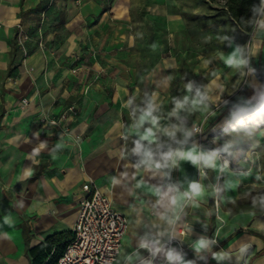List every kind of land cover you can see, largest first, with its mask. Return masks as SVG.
I'll return each instance as SVG.
<instances>
[{"label":"crops","instance_id":"crops-1","mask_svg":"<svg viewBox=\"0 0 264 264\" xmlns=\"http://www.w3.org/2000/svg\"><path fill=\"white\" fill-rule=\"evenodd\" d=\"M43 2L0 0V264H30L29 247L53 234L61 241L70 238L87 177L127 219L114 264H147V258L151 264H264V217L234 220L214 199L211 176L219 164L214 151L181 136L179 150L165 164L143 155L153 136L145 131L154 130V122L141 110L143 120L129 118L142 90L128 85V73L105 64L104 73L93 72L86 98L79 99L77 72L69 69L79 51L77 10L65 30L58 24L46 33L42 26L41 48L34 17L41 15ZM67 3L50 1L46 14L56 9L59 14ZM19 25L29 35L24 56L17 45ZM263 41L264 32L260 46ZM147 96L145 105L154 110L158 93L151 90ZM50 118L59 119L67 134L44 123ZM136 119L141 125L131 123ZM177 214V227L185 229V249L179 252L175 243L170 252L179 259L172 260L166 243ZM145 242L148 247L141 246ZM220 252L230 258L214 259Z\"/></svg>","mask_w":264,"mask_h":264},{"label":"rangeland","instance_id":"rangeland-1","mask_svg":"<svg viewBox=\"0 0 264 264\" xmlns=\"http://www.w3.org/2000/svg\"><path fill=\"white\" fill-rule=\"evenodd\" d=\"M45 1L34 17L37 41L43 25L46 33L58 24L65 30L77 10L79 51L69 69L77 72L80 100L94 84L93 72L104 73L107 63L128 73V85L142 90L130 119H141L148 92L155 90L158 106L149 115L154 130L146 128V117L142 122L145 134H153L151 158L165 164L179 150V137L197 139L219 161L211 177L224 214L234 220L264 217V106L253 119L241 112L264 96L256 75L261 65L264 70V16L247 31L231 21L227 0H67L50 16L47 6L54 0ZM52 34L54 41L59 33ZM137 119L131 123L141 125L143 119ZM194 124L201 125V133L190 132Z\"/></svg>","mask_w":264,"mask_h":264},{"label":"built area","instance_id":"built-area-1","mask_svg":"<svg viewBox=\"0 0 264 264\" xmlns=\"http://www.w3.org/2000/svg\"><path fill=\"white\" fill-rule=\"evenodd\" d=\"M17 30V45L23 55L27 50L25 41L29 38L28 34L19 25ZM39 47L44 44L41 38L37 41ZM27 104V100L22 99V106ZM58 128L62 133L67 134V129L60 125L59 119L50 118L44 120ZM193 134L202 132L200 124L191 127ZM78 141V136L74 139ZM200 173L204 174L203 167H199ZM82 196L78 202V212L76 219L71 227V236L62 254L53 264H114L122 247L123 236L127 230L126 217L113 206L109 195L100 190L96 182L91 177H87L82 185ZM169 230L167 239L168 253L172 246L177 243L179 252L185 249L181 243L185 234L184 227H177L176 219ZM147 264H151L147 258ZM141 260L133 264H141Z\"/></svg>","mask_w":264,"mask_h":264},{"label":"trees","instance_id":"trees-1","mask_svg":"<svg viewBox=\"0 0 264 264\" xmlns=\"http://www.w3.org/2000/svg\"><path fill=\"white\" fill-rule=\"evenodd\" d=\"M259 6L260 0H227L225 3V11L229 15L231 21L237 24L240 28L249 31L253 23L255 22L258 15H254L252 8L253 6ZM40 7L37 4L36 8ZM258 79L264 83V76L256 74ZM264 106V96L258 103L249 111H241L244 115L249 118H254L255 115ZM264 239V236L261 235ZM70 238L65 241L57 239L56 235L47 236L43 242L38 243L35 246L27 249V254L30 259V264H53L57 261L59 256L62 254L67 242Z\"/></svg>","mask_w":264,"mask_h":264},{"label":"clouds","instance_id":"clouds-1","mask_svg":"<svg viewBox=\"0 0 264 264\" xmlns=\"http://www.w3.org/2000/svg\"><path fill=\"white\" fill-rule=\"evenodd\" d=\"M252 11H253L254 15L264 16V0H260V5H259V6L254 5L253 8H252ZM232 62H233V58L230 57V58L228 59V63L231 64ZM186 88H187L189 91H191V89H192V85L189 83L188 85H186ZM146 112H147L148 115H151V112H152V107H151V105H149V107H148V109L146 110ZM188 134L190 135L191 133H188ZM226 147H229V146H226ZM141 150H142V145H140V144L138 143L137 148L135 149V151L139 153V152H141ZM143 155H144L147 159H150L152 154H151L150 152L145 151V152L143 153ZM164 155H165V157H167L169 154L166 153V154H164ZM197 159H200V158L198 157ZM207 159H208L209 161L211 160L210 157L207 158ZM193 162L195 163L196 161H193ZM192 187L195 188V187H197V185L193 184ZM199 243L201 244L202 247H207V245H208V241H203V240H202V241H200ZM141 246H142V247H148V244L145 242V243H143ZM169 256L171 257L172 260H177V259H179V257H177L176 254H175L174 252H169ZM213 258L216 259V260H218V261H221V260L228 259V258H230V257H229V254H228V253H226V252H220V253H214V254H213Z\"/></svg>","mask_w":264,"mask_h":264}]
</instances>
